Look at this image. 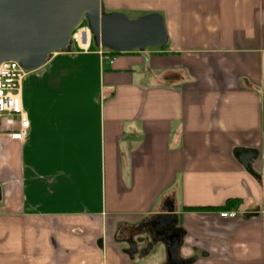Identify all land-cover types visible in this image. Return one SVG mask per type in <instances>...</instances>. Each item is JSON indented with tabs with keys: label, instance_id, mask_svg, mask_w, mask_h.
<instances>
[{
	"label": "crops",
	"instance_id": "crops-1",
	"mask_svg": "<svg viewBox=\"0 0 264 264\" xmlns=\"http://www.w3.org/2000/svg\"><path fill=\"white\" fill-rule=\"evenodd\" d=\"M101 1L163 16L168 44L28 73L29 138L0 135V264H167L170 215L182 261L264 264V0Z\"/></svg>",
	"mask_w": 264,
	"mask_h": 264
},
{
	"label": "water",
	"instance_id": "water-1",
	"mask_svg": "<svg viewBox=\"0 0 264 264\" xmlns=\"http://www.w3.org/2000/svg\"><path fill=\"white\" fill-rule=\"evenodd\" d=\"M83 20L98 49L128 54L168 44L159 14L130 19L124 13H106L101 0H0V64L16 62L27 72L39 70L54 53L71 49V33ZM173 224L171 215L163 216L156 227L164 232ZM182 237L176 231L161 238L167 264H187L180 255Z\"/></svg>",
	"mask_w": 264,
	"mask_h": 264
},
{
	"label": "built area",
	"instance_id": "built-area-1",
	"mask_svg": "<svg viewBox=\"0 0 264 264\" xmlns=\"http://www.w3.org/2000/svg\"><path fill=\"white\" fill-rule=\"evenodd\" d=\"M91 41L92 34L88 26H78L71 33V44H77L83 51L89 50ZM100 53L111 64L114 62L112 51L100 49ZM28 73L16 62L0 64V135H7L19 142H25L29 138L30 121L22 101ZM220 216L224 219H236L238 213L234 210L223 211Z\"/></svg>",
	"mask_w": 264,
	"mask_h": 264
},
{
	"label": "trees",
	"instance_id": "trees-1",
	"mask_svg": "<svg viewBox=\"0 0 264 264\" xmlns=\"http://www.w3.org/2000/svg\"><path fill=\"white\" fill-rule=\"evenodd\" d=\"M112 54H115L116 55L117 53L113 52ZM236 205H237V202L236 201L230 200V201H228L226 203V205L224 207H222V208H220L218 210H222V211H227L228 210V211H230V210H233L236 207ZM194 261H195L194 259H191L189 261H186V263L187 264H192Z\"/></svg>",
	"mask_w": 264,
	"mask_h": 264
},
{
	"label": "rangeland",
	"instance_id": "rangeland-1",
	"mask_svg": "<svg viewBox=\"0 0 264 264\" xmlns=\"http://www.w3.org/2000/svg\"><path fill=\"white\" fill-rule=\"evenodd\" d=\"M113 13H121V12H113ZM126 15H127V14H126ZM127 16H128L130 19H136V18H139V16L136 15V14H128ZM85 26H87V21H86V20H83V21L80 23L79 27H85ZM71 47H72L73 50H77V49H78V46H77V44H75V43L71 44Z\"/></svg>",
	"mask_w": 264,
	"mask_h": 264
},
{
	"label": "flooded vegetation",
	"instance_id": "flooded-vegetation-1",
	"mask_svg": "<svg viewBox=\"0 0 264 264\" xmlns=\"http://www.w3.org/2000/svg\"><path fill=\"white\" fill-rule=\"evenodd\" d=\"M171 230H172V228H169V229H167V231L163 232V231H159L158 229H155V232H156L157 236H159V238H163L164 236H169V235L176 232L175 230H173V231H171Z\"/></svg>",
	"mask_w": 264,
	"mask_h": 264
}]
</instances>
